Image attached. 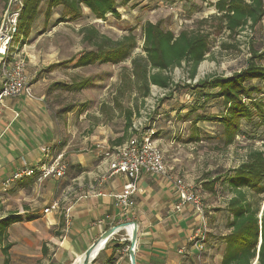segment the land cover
<instances>
[{
  "label": "crops",
  "instance_id": "crops-1",
  "mask_svg": "<svg viewBox=\"0 0 264 264\" xmlns=\"http://www.w3.org/2000/svg\"><path fill=\"white\" fill-rule=\"evenodd\" d=\"M25 72L33 96L1 100L0 217L11 213L22 216L6 228L5 242L11 244L7 251L8 264L41 261L42 264H69L104 230L126 221L137 224L135 264L221 263L224 250L221 237L227 232L224 220L230 194L216 185L214 191L208 190L203 184L208 177L196 181L185 164L188 161L179 162L173 150H167L169 155H166V147L172 149L176 139L166 145L163 137L155 141L162 150L164 162L175 174L189 182L195 179L203 201V215L182 204L167 184L147 172H141L137 178L139 189L133 195L134 204L123 209L115 195L130 178L123 173H111L96 185L108 170L110 158L98 156L95 151V145L113 148L129 137L128 133L119 141L124 132L121 113L114 112L122 120L117 130H112L111 125L114 114L107 116L100 110L91 114L86 109H78L75 119H69L72 109L59 113L47 105L42 74L34 75L26 66ZM151 129L158 130L154 125ZM53 153L67 166L59 190L54 178L39 179V173L11 179L23 161L37 167ZM46 208L48 211L44 212ZM124 228L108 239L92 264H130L129 240L121 234L126 233ZM199 233L204 235V240L198 256L193 239ZM180 249L183 251L179 252Z\"/></svg>",
  "mask_w": 264,
  "mask_h": 264
},
{
  "label": "rangeland",
  "instance_id": "rangeland-1",
  "mask_svg": "<svg viewBox=\"0 0 264 264\" xmlns=\"http://www.w3.org/2000/svg\"><path fill=\"white\" fill-rule=\"evenodd\" d=\"M215 1L116 0L119 17L106 14L103 19L95 18L88 9H83L80 17L70 20L62 6L53 8L49 17L45 19L46 0H43L27 41L20 49H12V51L15 53L17 51L24 59L26 70H31L34 75L42 74V91L48 94L47 105L58 110L72 109L69 119H75L78 109H86L94 114L100 110L101 103L110 104L121 74L130 68V59L117 64L97 63L74 67L79 54L92 48L82 41L80 28L93 26L112 39H120L123 35L131 33L135 38V47L131 56L144 54L141 48L143 44L141 25L145 20L151 22L160 20L164 29H169L175 34L182 29L207 33L209 49L204 60L198 65L195 77L193 79L188 77V68L185 65L175 67L168 73L173 84L179 86L172 90H162L151 85L149 96L145 97L142 103L139 102V111L143 112L152 105L153 97L163 94L155 102L143 132L146 134L152 132L151 138L154 141L164 138L165 145L170 140L176 139L172 149L166 147V155H169V150H173L179 162L188 161L185 164L192 170H189L193 174L191 177L200 181L203 177L211 178L228 168L237 166L250 150L257 149L264 152V118L256 113L252 121H242L240 133L228 146L223 144L222 128L215 119L196 120L200 130V140L185 142L190 134L191 125V121L187 118L196 116L211 118L219 114L222 105L214 97L203 102L202 97L197 94L198 89L182 85L193 84L210 74L227 76L240 71L251 56L250 47L260 52L264 50V15L253 27L246 26L238 34L230 35L223 28L221 15L214 7ZM20 5L21 0H0V26L9 27L15 16L17 17ZM62 17L66 18L61 20ZM18 38L20 37H15ZM261 62L264 63V59ZM82 79L87 81L80 91H67L52 86L54 82L70 84ZM164 95L168 97L160 101ZM256 96L264 102V89L256 92ZM124 103L126 104L127 101ZM195 104L200 107L186 117V112ZM114 112L118 114L116 110L111 112L114 114L111 125L112 130H117L121 119ZM160 114L163 115L160 117ZM152 125L158 129L156 132L151 129ZM98 146L102 147L100 144ZM166 155L164 157L168 162ZM195 179L190 180L194 186ZM125 231L126 233L121 234L128 239L127 229ZM81 259L79 254L69 264H79ZM0 264H2L1 252ZM39 264H42V261Z\"/></svg>",
  "mask_w": 264,
  "mask_h": 264
},
{
  "label": "trees",
  "instance_id": "trees-1",
  "mask_svg": "<svg viewBox=\"0 0 264 264\" xmlns=\"http://www.w3.org/2000/svg\"><path fill=\"white\" fill-rule=\"evenodd\" d=\"M42 1L21 0L16 17L17 32L14 35L20 37H14L16 49H20L27 41ZM116 5V0H46L44 18L47 19L57 6H62L70 20L80 17L84 8L95 18L103 19L106 14L119 17ZM214 7L221 15L223 28L230 35L238 34L246 26L253 27L264 15V0H216ZM64 18L66 17L61 20ZM141 32L144 54L131 56L135 47V38L131 33L120 39H112L93 26L80 28L82 41L92 48L79 54L74 67L97 63L117 64L130 59V68L121 74L119 85L111 96V103L104 102L100 105V111L107 116L115 110L123 116L124 132L119 141L128 133L129 137L132 135V120L139 115V102L142 103L149 96L150 86L155 85L164 90L179 86L173 84L168 72L182 65L188 68V77L193 79L209 49L207 33L182 29L175 34L164 29L160 20H145L141 25ZM250 49L251 56L240 71L227 76L210 74L193 84L182 85L198 89L197 94L202 97L203 102L214 97L222 105L219 114L211 118H187L191 121V126L185 142L200 140V130L196 124L199 119H215L222 128L223 144L228 146L240 133L242 121H252L255 113L264 118V102L256 96V92L264 89V63L261 62L264 50L260 52L253 47ZM86 81L82 79L70 84L54 82L52 86L67 91H80L85 87ZM167 97L164 95L160 101ZM197 107L200 106L195 104L185 116L189 117ZM66 111L60 109L58 112ZM203 184H206L208 190L214 191L216 185L230 194L226 205L228 215L224 220L227 232L221 237L224 250L220 264H264V152L250 150L237 166L208 178ZM21 219L22 216L18 213L0 217V252L4 256L2 264H8L7 251L11 246L9 242H5L6 228Z\"/></svg>",
  "mask_w": 264,
  "mask_h": 264
},
{
  "label": "built area",
  "instance_id": "built-area-1",
  "mask_svg": "<svg viewBox=\"0 0 264 264\" xmlns=\"http://www.w3.org/2000/svg\"><path fill=\"white\" fill-rule=\"evenodd\" d=\"M18 14V13H17ZM16 16L9 27L0 26V115L1 100L3 97H16L26 95L32 97V89L25 72V61L16 51L14 35L16 34ZM18 53V54H17ZM164 90V89H162ZM160 94L153 97L152 105L146 111L140 112L134 117L131 124L132 135L122 143L113 148H102L95 146L98 156L110 158L108 170L97 180L101 182L103 177L111 173H123L130 178L122 188V191L115 195L117 204L123 208H129L134 204L133 195L138 191L137 178L141 172H147L160 178L178 196L182 204L191 206L195 211L203 215L204 206L202 198L195 186L185 180L182 176L175 174L164 162L163 153L158 144L151 138L152 132L146 134L143 128L149 120V115L154 109ZM43 151H47L45 148ZM39 173L40 178L52 177L57 181L56 189L59 190L60 183L67 173L66 163L54 153L46 162L37 167L27 165L25 161L11 175L15 180L24 176H31ZM57 203L53 204L54 208ZM48 208L44 209L47 212ZM198 256L202 253L204 235L199 233L193 239ZM183 250L180 249L179 252Z\"/></svg>",
  "mask_w": 264,
  "mask_h": 264
},
{
  "label": "water",
  "instance_id": "water-1",
  "mask_svg": "<svg viewBox=\"0 0 264 264\" xmlns=\"http://www.w3.org/2000/svg\"><path fill=\"white\" fill-rule=\"evenodd\" d=\"M132 225V230L129 234V248H128V256L130 260V264H135V255H134V249L136 244V237H137V224L134 221H126L121 222L119 224L110 226L106 230H104L81 254H82V260L79 264H91V262L96 257L97 253L100 251L99 245H102L103 248L108 239L115 233H117L119 230L123 229L124 227ZM99 247L95 253V255L90 258L93 254V252L96 250V248ZM101 248V249H102Z\"/></svg>",
  "mask_w": 264,
  "mask_h": 264
},
{
  "label": "bare ground",
  "instance_id": "bare-ground-1",
  "mask_svg": "<svg viewBox=\"0 0 264 264\" xmlns=\"http://www.w3.org/2000/svg\"><path fill=\"white\" fill-rule=\"evenodd\" d=\"M125 228L129 231V234H130V232H131V230H132V225H128V226H126ZM101 246H102V245H99V247H100L99 250H101V248H102ZM99 247L96 248V250L93 252V254H92V256H91L90 258H92V257L95 255V253H96V251H97V249H98ZM81 257H82V254H81ZM81 260H82V259H81Z\"/></svg>",
  "mask_w": 264,
  "mask_h": 264
}]
</instances>
